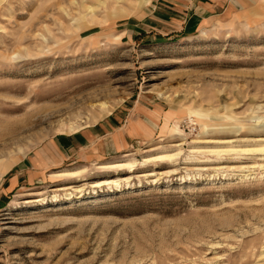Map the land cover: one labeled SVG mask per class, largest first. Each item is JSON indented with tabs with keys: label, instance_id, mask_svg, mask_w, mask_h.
Here are the masks:
<instances>
[{
	"label": "rangeland",
	"instance_id": "obj_1",
	"mask_svg": "<svg viewBox=\"0 0 264 264\" xmlns=\"http://www.w3.org/2000/svg\"><path fill=\"white\" fill-rule=\"evenodd\" d=\"M171 1L0 0V264H264V0Z\"/></svg>",
	"mask_w": 264,
	"mask_h": 264
},
{
	"label": "crops",
	"instance_id": "obj_2",
	"mask_svg": "<svg viewBox=\"0 0 264 264\" xmlns=\"http://www.w3.org/2000/svg\"><path fill=\"white\" fill-rule=\"evenodd\" d=\"M169 2H173L168 0ZM229 0H181V8H190L195 15H202L205 12H215L222 9ZM184 5V6H183ZM199 10L201 12H199ZM193 14V15H194ZM205 17V16H203ZM204 19V18H202ZM122 119L119 116H111L102 123L96 124L90 128L83 129L74 134L58 136L52 140L50 147L58 154L67 156H77L76 158L86 162H97L109 155L117 154L125 150L131 136L141 133L142 127L129 124L125 129L117 126ZM133 138V137H132ZM45 156V150L42 151Z\"/></svg>",
	"mask_w": 264,
	"mask_h": 264
},
{
	"label": "bare ground",
	"instance_id": "obj_3",
	"mask_svg": "<svg viewBox=\"0 0 264 264\" xmlns=\"http://www.w3.org/2000/svg\"><path fill=\"white\" fill-rule=\"evenodd\" d=\"M146 2H147V0H146ZM70 125H71V123H70ZM17 130V129H16ZM76 131V130H75ZM16 133H19V131H17ZM17 135V134H16ZM169 157V156H168ZM171 157V156H170ZM163 158V157H162ZM155 159H157V158H155ZM160 159V158H159ZM121 167H126V168H131L132 167V165H130V164H128V163H125V164H123V163H115V164H112V165H110V166H106V167H102V169H116V168H121ZM80 173H82V171H80V170H75V171H72V172H65V173H63V174H60V176H63V177H76V176H78ZM58 176H59V174H57ZM103 182H99V183H97V185L96 186H109V185H112V184H116L117 183V181H115V180H108V179H106V180H102Z\"/></svg>",
	"mask_w": 264,
	"mask_h": 264
}]
</instances>
